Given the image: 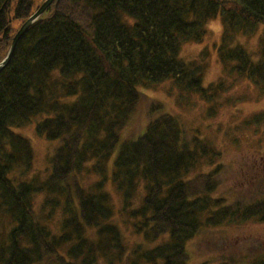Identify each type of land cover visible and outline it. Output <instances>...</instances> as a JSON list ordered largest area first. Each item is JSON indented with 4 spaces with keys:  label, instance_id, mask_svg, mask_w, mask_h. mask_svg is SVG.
Listing matches in <instances>:
<instances>
[{
    "label": "trees",
    "instance_id": "1",
    "mask_svg": "<svg viewBox=\"0 0 264 264\" xmlns=\"http://www.w3.org/2000/svg\"><path fill=\"white\" fill-rule=\"evenodd\" d=\"M73 2L91 10L88 29L53 5L0 71V264H193L199 251L190 245L210 242L212 256L200 251L199 264H264V240L236 245L221 235L264 222L263 170L246 180L244 197L222 194L229 167L219 162L217 137L143 92L169 82L184 106L202 103L206 117L229 98V78L264 96V0ZM38 7L0 0V62ZM212 20L221 25L222 72L203 87L205 64L180 54L203 42ZM34 120L54 146L47 168L28 178L33 148L14 130ZM260 130L264 112L237 126L262 141ZM247 169L236 174L247 178Z\"/></svg>",
    "mask_w": 264,
    "mask_h": 264
},
{
    "label": "rangeland",
    "instance_id": "2",
    "mask_svg": "<svg viewBox=\"0 0 264 264\" xmlns=\"http://www.w3.org/2000/svg\"><path fill=\"white\" fill-rule=\"evenodd\" d=\"M32 1L33 10H35L44 0ZM56 8L67 13L75 22L82 25L85 29H88L91 14L89 8L77 4L73 2V0H59ZM11 26L12 31L16 32L20 26V22L13 21ZM207 31V36L204 38L203 42L200 44L183 45L180 54V59L184 62L195 60L199 64L201 62L205 64V74L202 80L203 87H207L211 83L214 84L221 76L222 72V67L216 58V50L220 42L219 37L221 32L219 21L212 20L209 22ZM248 47L251 48L253 45L248 43ZM229 79L230 82L235 80V85L232 90L226 94V96L229 97L223 100L226 101V103L218 107L217 113L213 117H206V108L202 103L195 106L189 103V106H184L187 99L180 98L178 90L171 86L169 82L162 83L154 88L144 90L143 92L151 98L164 103V111L170 114L176 113V115L181 116L191 128L202 125L200 127L202 130L204 128V132L207 135L217 137V139H213V137L212 139L222 151L221 160L219 162L232 169L230 171L228 168V170L221 175L220 181L225 185L221 189V193L224 194L227 191L233 190L238 195L244 197L247 193L246 189H248V186H244L246 180L250 181L251 178H253L251 176L255 175L254 171L259 169L263 170L261 172L264 174V136L261 138L262 141H258L257 137L253 136L250 132L239 134L237 132V126L244 118L250 117L252 114L258 112H264V96H260L259 91L249 81L239 79L238 77ZM227 101H231L232 103ZM35 122L36 120L23 128L14 130L16 134H20L26 138L33 148V170L31 173L24 176L28 178L39 174L41 170L43 172V169L47 168L49 151H51L50 149L54 146L35 133ZM260 131L264 132V130ZM258 136H261V134H258ZM234 142H237V147L232 145ZM242 166L248 168L247 170L251 171L249 173L252 175L247 178L239 177L236 173ZM19 174L20 173H16V175L20 177L21 175ZM251 188L252 187H250V189ZM231 194L227 196L229 198L231 196V199H233ZM215 195H218V192H216ZM41 199L42 196H37L36 203L39 204ZM115 219H119V217L115 216ZM118 226L121 227L122 224L120 223ZM218 230L221 231L222 229ZM213 231L214 234L211 237L216 239L219 238V231ZM225 233L226 234H221L223 238L233 239L236 245L243 240L244 243L242 245L249 244L252 240L256 239L264 240V222L257 223L249 221L240 223L226 228ZM126 235L131 242L124 246L130 250L132 248L131 246L134 245V242H132L134 238L128 234ZM203 242L205 241L203 240ZM239 244H241V242ZM212 245L215 244L210 242L208 246L205 245V243L190 245V250L194 253L199 251V254L196 255L199 258H192L193 264H199L203 260L201 259L200 251L205 255V258H210L212 255H208L209 250H207L206 247ZM99 264L103 263L99 262Z\"/></svg>",
    "mask_w": 264,
    "mask_h": 264
},
{
    "label": "water",
    "instance_id": "3",
    "mask_svg": "<svg viewBox=\"0 0 264 264\" xmlns=\"http://www.w3.org/2000/svg\"><path fill=\"white\" fill-rule=\"evenodd\" d=\"M58 1L59 0H45L42 5L37 9V11L32 16H30L27 21L21 26V28L17 31V33L12 39L8 54L6 55L5 59L0 63V71L3 70L9 64L19 42L22 40L31 25L36 22L51 7L54 2Z\"/></svg>",
    "mask_w": 264,
    "mask_h": 264
},
{
    "label": "bare ground",
    "instance_id": "4",
    "mask_svg": "<svg viewBox=\"0 0 264 264\" xmlns=\"http://www.w3.org/2000/svg\"><path fill=\"white\" fill-rule=\"evenodd\" d=\"M162 103V102H161ZM168 113V112H167ZM168 114H170V113H168ZM174 114H176V113H174Z\"/></svg>",
    "mask_w": 264,
    "mask_h": 264
}]
</instances>
